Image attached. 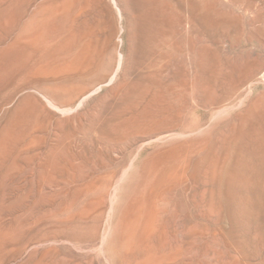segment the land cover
Returning a JSON list of instances; mask_svg holds the SVG:
<instances>
[{
	"label": "rangeland",
	"instance_id": "obj_1",
	"mask_svg": "<svg viewBox=\"0 0 264 264\" xmlns=\"http://www.w3.org/2000/svg\"><path fill=\"white\" fill-rule=\"evenodd\" d=\"M134 263L264 264V0H0V264Z\"/></svg>",
	"mask_w": 264,
	"mask_h": 264
},
{
	"label": "bare ground",
	"instance_id": "obj_2",
	"mask_svg": "<svg viewBox=\"0 0 264 264\" xmlns=\"http://www.w3.org/2000/svg\"><path fill=\"white\" fill-rule=\"evenodd\" d=\"M81 5H82V4H81ZM74 7H75V6H74ZM67 9H68V8H67ZM56 12H57V11H56ZM53 14H54V13H53ZM53 16H54V15H53ZM18 17H19V16H18ZM66 66H67V65H66ZM59 67H60V66H59ZM59 67H58V68H59ZM60 68H62V67H60ZM69 69H70V68H69ZM69 69H68V72H70ZM65 70H66V69H65ZM55 71H56V70H55ZM60 71H62V70H60ZM60 71H59V72H60ZM65 72H66V71H65ZM51 73H52V72H51ZM63 73H64V72H63ZM63 73H62V74H63ZM53 74H54V72H53ZM64 76H65V75H64ZM66 76H67V75H66ZM30 77H31V75H30ZM50 81H51V80H50ZM51 84H52V83H51ZM180 168H181V167H180ZM172 172H173V171H172ZM184 173H185V172H184ZM183 176H184V175H183ZM177 177H178V176H177ZM177 177H176V178H177ZM179 177H180V176H179ZM150 208L152 209V207H150ZM150 208H149V210H150ZM153 210H154V209H153ZM150 213H152V212L150 211ZM134 214H135V213H134ZM148 214H149V213H148ZM135 216H136V215H135ZM145 216H146V215H145ZM142 217H143V216H142ZM148 217H152V215H151V216H148ZM148 217H147V218H148ZM151 219H152V218H151ZM151 219H150V220H151ZM153 219H155V217H154ZM137 220H138V219H137ZM139 221H141V220H139ZM153 221H154V220H153ZM153 221L151 220L152 223H153ZM131 222H132V221H131ZM151 222H149V223H151ZM154 223H155V222H154ZM154 223H153V225H154ZM143 225H144V224H143ZM151 226H152V225H151ZM131 227H132V226H131ZM131 227H130V228H131ZM135 227H136V225H135ZM144 227H146V226H144ZM136 228H137V227H136ZM136 228H135V229H136ZM156 228H157V227H156ZM145 229H147V228H145ZM153 229H154V228H153ZM151 230H152V229H151ZM160 231H161V230H160ZM144 232L146 233L147 231H144ZM148 232H149V231H148ZM151 232H152V231H151ZM156 232H157V231H156ZM145 233H143V236H144ZM158 233H159V231H158ZM160 233H162V231H161ZM141 234H142V233H141ZM154 235H155V234H154ZM140 236H142V235H140ZM145 236H146V235H145ZM151 236H152V235H151ZM159 236H160V235H159ZM153 238H154V237H153ZM161 238H162V237H161ZM159 239H160V238H159ZM162 239H163V238H162ZM148 240H149V239H148ZM131 241H132V240H131ZM141 241H142V240H141ZM145 241H146V239H145ZM160 241H161V240H160ZM164 241H165V240H164ZM127 242H128V240H127ZM158 242H159V241H158ZM161 242H162V241H161ZM128 243H129V242H128ZM132 243H133V242H132ZM142 243H143V242H142ZM143 244H145V243H143ZM143 244H142V245H143ZM147 244L149 245V243L146 242V246H147ZM151 244H152V243H150V245H151ZM160 244H161V243H160ZM164 244L167 245L166 243H164ZM153 246H154V245H153ZM153 246H152V247H153ZM159 246H160V245H159ZM163 246H164V245H163ZM163 246H162V247H163ZM143 247H144V245H143ZM148 247H151V246H148ZM152 247H151V248H152ZM145 248H146V247H145ZM151 248H150V250H151ZM165 248H166V247H165ZM160 249H161V248H160ZM162 249H163V248H162ZM171 249H172V248H171ZM145 251H146V249H145ZM158 251H159V250H158ZM142 252H143V251H142ZM149 252H150V251H149ZM155 252H156V251H155ZM160 252H161V251H160ZM150 253H151V252H150ZM150 253H149V256H150ZM153 253H154V252H153ZM153 253H152V255L155 254V253H154V254H153ZM161 253H162V252H161ZM161 253H160V254H161ZM170 253L172 254L173 252H170ZM175 253H176V252H175ZM162 254H163V253H162ZM165 254H166V253H165ZM145 255H146V254H145ZM152 255H151V256H152ZM158 255H159V254H158ZM167 255H168V254H167ZM169 255H170V254H169ZM174 255H175V254H173V256H174ZM159 256H160V255H159ZM161 256H162V255H161ZM153 257H155V256H153ZM163 257H164V256H163ZM167 257H168V256H167ZM167 257H166V260H167ZM144 258L146 259V258H148V256H147V257H144ZM157 258H158V256H157ZM160 258H162V257H160ZM142 259H143V255H142ZM163 259H164V258H163ZM163 259H162V260H163ZM151 260H153V259H151ZM140 261H141V260H140ZM163 261H164V260H163ZM144 262H145V261H144ZM161 262H162V261H161ZM161 262H160V263H161ZM148 263H149V262H148ZM134 264H135V263H134ZM138 264H140V263H138Z\"/></svg>",
	"mask_w": 264,
	"mask_h": 264
}]
</instances>
